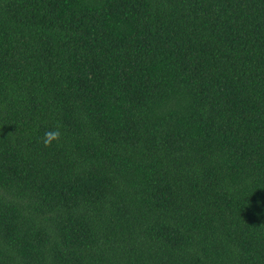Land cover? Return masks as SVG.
Wrapping results in <instances>:
<instances>
[{"label":"trees","instance_id":"1","mask_svg":"<svg viewBox=\"0 0 264 264\" xmlns=\"http://www.w3.org/2000/svg\"><path fill=\"white\" fill-rule=\"evenodd\" d=\"M0 264H264V0H0Z\"/></svg>","mask_w":264,"mask_h":264},{"label":"clouds","instance_id":"2","mask_svg":"<svg viewBox=\"0 0 264 264\" xmlns=\"http://www.w3.org/2000/svg\"><path fill=\"white\" fill-rule=\"evenodd\" d=\"M61 127L62 125L57 123L56 125H54L53 128L45 131L42 138V143L45 147H50L53 144V142L59 143L63 135L61 131Z\"/></svg>","mask_w":264,"mask_h":264}]
</instances>
